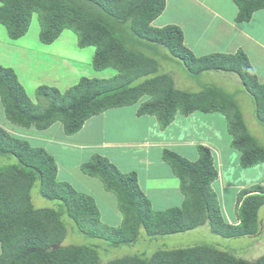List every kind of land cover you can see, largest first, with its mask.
Returning a JSON list of instances; mask_svg holds the SVG:
<instances>
[{
	"label": "trees",
	"instance_id": "1",
	"mask_svg": "<svg viewBox=\"0 0 264 264\" xmlns=\"http://www.w3.org/2000/svg\"><path fill=\"white\" fill-rule=\"evenodd\" d=\"M234 1L239 8V23L250 21L255 12L264 9V0ZM0 4V23L12 40L24 37L36 17L43 44L54 43L70 30L77 35L81 48H95L92 63L96 71L117 72L110 78L84 76L64 92L41 85L36 89L35 103L16 72L0 65V99L13 125L46 130L60 122L65 134L74 136L93 116L135 104H140L139 115L155 116L161 128H167L179 113H220L227 119L241 167L264 164V145L249 131L233 97L229 99L217 86L206 85L193 93L180 90L171 74H161V47L168 51L166 60H178L193 77L220 70L238 74L254 99L255 118L264 126V84L249 56L243 51L196 56L186 45L180 26H155L167 0H0ZM199 154L197 161H190L173 150L163 151V159L179 179L185 195L182 205L166 210L152 208L136 172L124 173L101 155L83 164L85 174L100 178L105 189L116 195L123 219L115 226L103 220L94 197L59 179L58 162L50 152L0 126V158L16 160L0 166V264H264V255L247 260L206 244L159 250L148 258L102 260L98 249L135 244L143 229L152 238L206 225L213 234L226 239L262 234L264 185L242 190L238 198L239 223L230 224L213 188L219 178L213 155L205 146L199 147ZM35 190L56 202V207H35ZM65 216L75 223L78 232L97 244L65 246Z\"/></svg>",
	"mask_w": 264,
	"mask_h": 264
},
{
	"label": "rangeland",
	"instance_id": "2",
	"mask_svg": "<svg viewBox=\"0 0 264 264\" xmlns=\"http://www.w3.org/2000/svg\"><path fill=\"white\" fill-rule=\"evenodd\" d=\"M168 1L169 2L167 3L165 11L154 22L155 26L159 27V24L162 23L175 24L180 26L186 34L188 43L192 45L196 44L195 52L197 54H203V56L204 54L206 56L214 53L224 55L236 54L237 52H241L239 51L240 48H243V50L248 52L247 54L250 58L249 60L251 61L252 66L254 67V63L256 64L257 67H255L257 68V71L255 70V72L262 74L259 69H263L264 71V55L260 57V53L256 44H253L252 42L247 40L246 37L238 35V33L233 34V36L235 37V39L239 38L238 42L240 43L231 42L233 44H229V42H223L224 44H222V41L219 40V34L217 33L219 30L218 26L217 28L213 27L215 26L214 22L217 21L219 23V21L214 15L209 13L203 7V5L196 4L194 0ZM212 1L213 2H211V6L213 8L211 7V9H213L215 12H218L219 14L223 13L221 15H225L226 18L231 19L235 15H238L237 13L239 12V8L234 0ZM211 21H213V23ZM207 23L210 27L213 28L208 30ZM253 23L257 24V22ZM243 26L246 29L250 28L254 32L256 30L253 24L250 25L248 23H245V25ZM30 28L31 30H29L31 32L29 31L25 36L26 38L21 40V42L26 43L27 46V43L31 42L29 39L31 37L32 27ZM67 33L68 32H65V34ZM261 37L264 39L263 36ZM64 41V39L59 40V42L57 41L54 46H58ZM242 43H244L247 47H242ZM19 45L21 46V44L16 43V47H14L13 49L0 48V65L4 67H10V64H15V66L25 64V76H29V78L33 81L41 78L44 73L48 72V69L46 67L45 72L42 73L39 71L41 70V67H36L35 62H33V57L39 53L30 52L28 56H24V58L20 57V53L22 50ZM48 48L51 47L48 45ZM164 49L166 50V48L161 47V49L159 50L161 53L159 55L160 69L163 73H168L167 69L171 70L169 74L173 76L176 87L178 89L189 92L195 90L193 92H197L199 88H203V86H205L206 84L207 86L219 87L220 89H222L224 95L229 96V99L233 97V100L237 102L238 108L244 114V119L249 131L258 139V141L262 145H264V126L261 125V123H259L256 118H254V99L251 94L247 92L246 88H243V80L238 74L226 72L223 70L211 71L204 73V75H201L198 79H196V77H193L191 75L189 76L187 74L188 72L185 74V72L182 70V67L180 68V65L178 63H168L166 60H164ZM67 53L71 54V52ZM165 53L167 55L168 51ZM251 56L253 60L251 59ZM29 57L32 59V62H29ZM174 60L178 62V60ZM36 68L37 71H34L36 70ZM89 69V73L87 69L85 70V75L96 73L94 72L92 67H90ZM108 72L112 73L113 75L115 74V71L113 69H107L102 74L104 76L103 78H110ZM87 77H90V75H88ZM73 82L74 83L73 85H71V87L77 84V79L74 78ZM36 101L37 100H35L34 102ZM137 106H140V104L114 109L112 108L102 114L93 116L85 122L81 131L74 136H66L63 125L60 122L53 124L46 130H37L34 128L27 129L14 126L18 130L16 131V133L18 134H16L15 136L21 139L28 140L33 146L45 148L48 152H50L58 162L59 179L61 181H68L78 191L94 197L100 208L103 220L109 225H117V220L119 219L121 212L118 209L119 204L116 195L112 192H108L105 189L104 183L100 178L91 177L85 174L82 171V165L91 161L94 156L101 155L108 158L116 168L124 173H130L133 171L137 172L140 176V179L157 175L159 172L167 174V170H165L164 168L161 169V167L159 166L161 164L155 162L153 167L150 169V166L147 167V164L143 162L142 158L145 157L146 152L151 151L150 149L148 150L147 148H134L132 147L133 145H130L131 143H135L136 141L144 142L143 140L146 138H143V136H146V134L141 127L142 123L141 125L139 123L136 124V122L138 121V117L136 116V113L134 115V112L135 109L137 110ZM244 112L248 115H246ZM249 114H252V117ZM4 121L9 123V121L6 119L4 105L0 100V122L4 123ZM53 136L56 137L57 140L52 138ZM43 138H47L49 142H43L40 144L39 142L43 141ZM234 150L238 151L235 148ZM156 153L157 152L152 149L151 159L153 161H161L162 164H165L166 168L172 170L171 166L164 161L161 154L156 155ZM8 162L9 160L7 161V163ZM259 169L260 168L256 169L257 172H255L257 180L253 181L250 184L247 183V185H245L243 189H250L254 186L256 187L264 185V182H262L260 179L261 177L264 178V168H261L260 170ZM244 176L245 175H243L242 178H244ZM244 179V181H246L254 178L248 177ZM176 180H178V178H176ZM147 190L148 192H145L146 195L149 198L151 195L150 199L157 208L163 209L164 204L175 202L176 198L178 199L179 197V193L177 192L175 196V194L166 195L165 193L163 195H160L161 193L159 192L155 193L152 190ZM157 196H160V198L163 196L164 201H156L155 197ZM181 196L185 197L183 193L180 194V197ZM33 202L35 207L37 208L56 207V202L45 199L42 196L38 195L37 190L34 191ZM64 219L67 222L66 224L68 228V235L66 240L64 241L65 246L71 244L92 246L97 244V241L95 239H91L88 236L78 232L75 223H73L70 218L65 216ZM260 220L261 222L264 221V207L260 210ZM205 244L218 247L222 250H227L239 258L255 260L264 255V232L255 237L226 239L213 234L210 227L203 226L196 230L187 231L181 234L152 238L149 237L143 229L137 243L132 245H124L118 248H108L106 250L100 248L98 249V252L102 260L106 263L110 260L126 256H143L148 258L159 250H173Z\"/></svg>",
	"mask_w": 264,
	"mask_h": 264
},
{
	"label": "crops",
	"instance_id": "3",
	"mask_svg": "<svg viewBox=\"0 0 264 264\" xmlns=\"http://www.w3.org/2000/svg\"><path fill=\"white\" fill-rule=\"evenodd\" d=\"M208 1L194 0L196 4L203 5V7L209 13H211L218 19L219 23L217 21L214 22L215 26L213 27L217 28L218 26L219 30L217 33L219 34V40L222 41V44H224L223 42H226V43L229 42V44H233L231 42L240 43L238 42L239 38L237 37L238 39H235V37L233 36V34L238 33V35L242 37L244 36L246 37L247 40H249L253 44H256V46L258 47V51L260 53V57L264 55V39L261 37V36L264 37V9L255 12L249 22L239 23L236 21L237 15H235L231 19H228L226 18L225 15H221L223 13L219 14L218 12H215L213 9H211L212 7L211 2L213 1L212 0L211 1L208 0ZM168 2L169 1L167 0V3ZM33 20H34V23L32 22L31 24L32 33L29 39L31 42L27 43L28 46L26 45V43L21 42L22 39L26 38L25 37L26 35L19 40H12L9 37L7 28L3 24L0 23V48L13 49L14 47H16V43H19L21 44V46L19 45V47H21V50H22L20 53L21 54L20 57L24 58V56H28L30 52L39 53L37 54L38 56L36 55L33 57L34 59L33 62H35L36 67L38 68L41 67V70H39L40 72L44 73L46 70V67L48 69V72L44 73L41 78H38L35 81L31 80L29 76H25V67H24L25 64H20L16 66L15 64H10V67H12V69L16 72V74H18L17 76L20 82L22 83V85L24 86V88L26 89L28 95L34 101L37 100L35 98L36 89L41 85H47V86H52V87H57V88L59 87L58 89H60L61 91H65V90H68L71 87V85H73L74 78L77 79V83H78L82 77L84 76L87 77L88 75H90L89 78H96V77L103 78L104 77L102 74L105 70L96 71L92 66L93 65L92 61H93V57L95 53L94 47L81 48L78 44L77 35L70 30H66L61 34V36L54 43L49 45L51 48H48V45L42 44V42L40 41V38H39L40 24L38 22V19L34 17ZM211 22L213 23V21ZM253 22H257V24ZM245 23L246 24L248 23L250 25L253 24V26H255V29H256L255 32L252 31L250 28L249 29L244 28L243 25H245ZM159 25H160L159 27H162L168 24L162 23ZM213 27H210L207 23L208 30ZM65 32H68V33L65 34ZM62 39H64L65 41L60 43L58 46H54L57 41L59 42V40H62ZM185 42H186V45L194 52L196 56L198 57L203 56V54H197L195 52L196 44L192 45L188 43L186 34H185ZM242 44H243L242 47H247L244 43ZM239 51H243L246 54L248 53L247 51L243 50V48H240ZM67 52H71V54H68ZM165 52L167 51L165 50ZM165 52H163L164 55L166 54ZM28 59H29V62H32V59L30 57ZM251 59L253 60L252 56H251ZM166 61L168 63L173 62L172 60H166ZM173 63L175 64L177 62H173ZM254 65L256 66L255 63ZM255 66L254 68L257 71V68H256L257 66L256 67ZM90 67H92L94 72L96 73H90L88 75H85L84 74L85 70L87 69L89 73ZM181 67L182 66H180V68ZM167 70L169 74L171 70L169 69ZM182 70L185 72V74L187 73L183 67H182ZM34 71H37V68ZM259 71L262 74L260 73H256V74L260 82L264 84V76H263L264 71L263 69H259ZM160 72L161 74H165L162 72L161 69H160ZM116 73L117 72L115 71V74L113 75L112 73L108 72L110 77L115 76ZM198 78L199 77H196V79ZM205 86H203V88ZM203 88H199L197 92H200ZM243 88H245V86ZM145 99H147V97H145ZM145 99H143L142 101H144ZM138 110H139V106H137V110L135 109V112H134V115L136 113L137 114L136 116L138 117V121L136 122V124L139 123L141 125L142 123L141 127L143 128L146 134V136H143V138L144 137L146 138L143 140L144 142L136 141L135 143H131L130 145H133L132 147L134 148H147L148 150L149 149L151 150L150 152H146L145 157L142 158L143 162L147 164V167L150 166V169H151L154 163L157 162L161 164L159 165L161 169L164 168L165 170H167V174H163L162 172H159L157 175L144 177L143 178L144 180L140 179L139 174L136 172L138 175L139 186L144 191V193L146 191L148 192L147 189H149L150 191L152 190L155 193L159 192L161 193L160 195H163L165 193L166 195L175 194L176 196V192L179 193L178 199L176 198L175 202H169V203L164 204L163 209L157 208L153 204V202L150 199L151 195H150V198L147 196L151 202L152 208L154 210L155 209L156 210H166L171 207L182 205L185 199V197L183 196L180 197V194L182 193L181 188H180V181L179 179L176 180L177 177L174 175L173 170L166 168L165 164H162L161 161H155V160L153 161L151 159L152 149H154V151L157 152L156 155L161 154L162 158H163V151L165 149H168V150H173L179 153L180 155L189 159L190 161H197L200 156L199 147L205 146L211 151L213 158H214L215 167L219 173V178L213 183V188L219 197V201L222 206L224 217L228 223L238 224L239 223V213H238L239 195L242 192L244 186L247 185V183L250 184L253 181L257 180L255 176V172H257L256 169L264 168V164L257 165L255 167H251L248 169L241 167L240 153L239 151L234 150V148L232 147V137L230 136L228 132V123H227L226 117L220 113L204 114L201 112H195L189 116H184L179 113L176 116L175 120L167 128H161V125L155 116L139 115ZM245 114L248 115L247 113ZM249 115L252 117V114H249ZM253 116L255 118V113ZM0 126L4 128L5 130H7L13 136L18 134L16 133V131L18 130L14 127L15 125H13L11 122L9 123L5 121L4 123L0 122ZM52 138L57 140V138L54 136ZM43 142H49V141L47 140V138H43V141H40L39 143L41 144ZM34 147H38V146H34ZM8 160L9 162L7 163ZM15 162L16 160L14 158L13 159H7L5 157L0 158V166H4L7 164H14ZM243 175H245L244 178L253 177L254 179L244 181L245 179L242 178ZM260 179L262 182H264V178L261 177ZM155 199L156 201L157 200L164 201L163 196L161 198L160 196H157L155 197ZM122 219L123 218H122V213H121V215L119 216V219L117 220L118 221L117 225L115 224V226L120 225L122 222ZM261 225H262V233H263L264 232L263 230L264 221L261 222ZM206 227H209V226L206 225Z\"/></svg>",
	"mask_w": 264,
	"mask_h": 264
}]
</instances>
